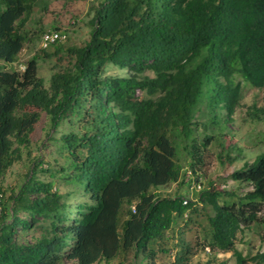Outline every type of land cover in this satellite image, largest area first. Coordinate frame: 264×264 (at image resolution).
<instances>
[{"label": "trees", "instance_id": "trees-1", "mask_svg": "<svg viewBox=\"0 0 264 264\" xmlns=\"http://www.w3.org/2000/svg\"><path fill=\"white\" fill-rule=\"evenodd\" d=\"M38 1L0 0V179L28 149L41 113L53 130L55 165L37 156L6 199L0 186V264H156L166 251L159 243L198 204L209 209L204 246L231 252L236 264H264V250L245 256L235 246L243 227L264 225V151L231 172L250 184L235 196L213 182L201 186L192 136L202 101L230 119L234 72L264 98V0H92L83 44L40 48L56 54L48 87L36 76L37 55L20 72L7 68ZM110 65L119 71L108 73ZM137 90L146 96L136 98ZM180 144L200 182L195 197L152 190L190 188L176 160ZM187 253L180 250L177 264Z\"/></svg>", "mask_w": 264, "mask_h": 264}, {"label": "rangeland", "instance_id": "rangeland-1", "mask_svg": "<svg viewBox=\"0 0 264 264\" xmlns=\"http://www.w3.org/2000/svg\"><path fill=\"white\" fill-rule=\"evenodd\" d=\"M91 1L39 0L24 26L29 37L23 43L16 61L11 65L8 64L7 68L12 66L20 72L28 59L37 55L36 76L42 79L45 87H48L50 75L57 68L55 65L56 54L43 56V51L39 47L40 30L50 28L65 30L67 39L60 42L63 45L62 50H65L67 46L83 44L90 31L88 24L90 16L87 10ZM52 46L46 49V52L52 54ZM106 71L117 73L119 69L110 65ZM148 73L152 75L151 72ZM231 80L234 84L239 82V88L230 119L224 122L223 117L226 115L224 109L212 111L205 105L206 102L202 101L192 118V136L198 146L196 155H200L202 159L196 165L199 170L197 176L200 177L201 186H207L208 182H213L217 188L233 192L237 196L249 190L250 184L233 180L230 177L231 172L240 168L244 162L252 161L258 153L264 151V98L262 90L245 84L239 73L234 72L231 75ZM135 96L142 98L146 95L143 91L137 90ZM254 108H262L259 113L262 119H256ZM215 113H218V116L214 118ZM213 120H217V123H212ZM59 127L58 131L53 133L54 135H58L60 129L67 128L64 124ZM50 131L53 132L48 116L41 113L39 121L35 124V129L30 135L28 149H23L22 158L14 162L0 179L2 199H6L10 191L22 181L32 160L37 156H43L44 167L46 162L55 165L53 157L56 156V153L52 152L54 143L48 141ZM206 136H213V138L203 145ZM189 142L191 141H188V144ZM176 160L182 171L186 167L188 168L189 154L183 148V144L178 147ZM42 176L44 175L42 174ZM196 189L189 188L180 182H174L152 190H156L162 196L173 195L178 191L189 198L195 197ZM223 199L230 201L232 197L224 195L220 197V200ZM208 210L198 204L196 210L188 212L187 215H190L188 220L181 221L179 225L174 226L166 233L165 240L157 246L164 247L166 251L159 250L157 252L156 264H177V254L180 250L184 253L186 246H188L189 253L185 254L186 259L182 264H236L235 257L231 252L212 251L204 246L208 239L206 220ZM124 217L125 215H121V219ZM235 246L245 256L264 250V225L251 224L248 227H243L237 232ZM118 260L119 258H116L110 262L102 261L98 264H115Z\"/></svg>", "mask_w": 264, "mask_h": 264}, {"label": "built area", "instance_id": "built-area-1", "mask_svg": "<svg viewBox=\"0 0 264 264\" xmlns=\"http://www.w3.org/2000/svg\"><path fill=\"white\" fill-rule=\"evenodd\" d=\"M67 39V33L63 29H47L43 31L40 35V40H39V47L41 49H46L58 42H63ZM184 180L190 181V188H199L200 187V182L195 181L193 178V173L189 168H186L184 170ZM185 202V201H184Z\"/></svg>", "mask_w": 264, "mask_h": 264}]
</instances>
